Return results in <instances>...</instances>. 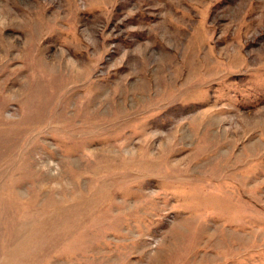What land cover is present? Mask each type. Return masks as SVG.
<instances>
[{
    "label": "rangeland",
    "instance_id": "obj_1",
    "mask_svg": "<svg viewBox=\"0 0 264 264\" xmlns=\"http://www.w3.org/2000/svg\"><path fill=\"white\" fill-rule=\"evenodd\" d=\"M0 264H264V0H0Z\"/></svg>",
    "mask_w": 264,
    "mask_h": 264
}]
</instances>
